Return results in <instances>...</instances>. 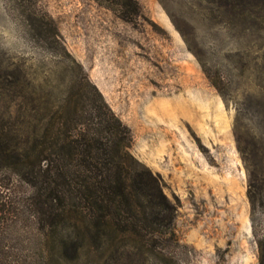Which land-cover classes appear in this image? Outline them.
<instances>
[{
	"label": "rangeland",
	"instance_id": "1",
	"mask_svg": "<svg viewBox=\"0 0 264 264\" xmlns=\"http://www.w3.org/2000/svg\"><path fill=\"white\" fill-rule=\"evenodd\" d=\"M92 86L177 207L178 264H260L264 0H0V117L12 113L24 140L47 141ZM42 225L2 231L0 264H112L59 250Z\"/></svg>",
	"mask_w": 264,
	"mask_h": 264
},
{
	"label": "trees",
	"instance_id": "2",
	"mask_svg": "<svg viewBox=\"0 0 264 264\" xmlns=\"http://www.w3.org/2000/svg\"><path fill=\"white\" fill-rule=\"evenodd\" d=\"M10 86L11 92L16 81ZM92 87L95 93L79 90L72 98L83 115L76 110L70 118L57 117L47 141L24 140L12 113L0 117V233L28 220L41 222V230L50 228L59 238V250H70L76 259L100 253L112 264H148L147 257L178 264L177 207L161 177L132 155L130 129ZM65 120L70 125L63 132ZM238 140L249 164V151L239 135ZM47 149L53 151L49 156ZM260 247L264 264L263 242ZM21 260L6 258L8 264Z\"/></svg>",
	"mask_w": 264,
	"mask_h": 264
}]
</instances>
